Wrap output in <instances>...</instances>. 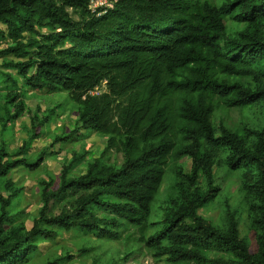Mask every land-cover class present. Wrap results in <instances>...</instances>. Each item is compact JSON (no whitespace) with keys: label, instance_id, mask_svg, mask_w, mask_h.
<instances>
[{"label":"trees","instance_id":"1","mask_svg":"<svg viewBox=\"0 0 264 264\" xmlns=\"http://www.w3.org/2000/svg\"><path fill=\"white\" fill-rule=\"evenodd\" d=\"M111 2L104 12L92 11L89 0H0V264H32L41 244L71 231L83 236L82 255L98 247L92 236L139 241L164 264H264V0ZM32 91L65 92L77 104V126L52 145L92 133L106 143L87 159V151H70L58 174L39 177V207L30 215L19 207L24 187L11 174L34 171L58 151L41 148L31 161L26 142L11 149L4 136ZM255 106L256 120L236 128L215 121L219 111ZM56 116L31 117L32 138ZM220 166L241 170L238 192L252 239L240 235L227 201L223 226L199 214L216 195ZM168 170L177 191L149 222ZM104 253L89 264L137 257ZM68 254L43 264H67Z\"/></svg>","mask_w":264,"mask_h":264},{"label":"rangeland","instance_id":"2","mask_svg":"<svg viewBox=\"0 0 264 264\" xmlns=\"http://www.w3.org/2000/svg\"><path fill=\"white\" fill-rule=\"evenodd\" d=\"M25 103L27 109L25 114L11 123L10 132L4 136L5 142L10 143L9 147L12 149L18 147L23 142H26V146L30 147L26 157L34 161L36 154L42 149L46 148L47 152L51 149L58 151L57 155H48L49 157L43 161V165L38 167L34 171H30L24 167L17 168L12 172L11 177L14 181L18 182V185L24 187L23 194L20 196V205L24 211L30 215L34 214L39 207L37 189L35 188L39 177H43L44 174L50 175V172L58 174L61 170L62 162L65 157H70V151H87L85 159L92 156H97L103 149L106 138L99 134L92 133L89 138L84 142L74 140L61 145V142H56L52 145V139L55 135H67L76 124L77 118V104L68 97L65 92L46 93L45 91H32L25 93ZM4 104L3 92L0 91V110ZM56 112L58 116L51 120L47 124L45 123L39 131L41 134L37 138H32V129L30 118L34 122H40L49 113ZM4 114V110L2 111ZM5 115V114H4ZM36 116V117H35ZM259 116V108L253 107L249 110L232 109L231 111H219L216 114L215 121L221 122L231 128H236L240 125L241 121L249 122L256 120ZM255 118V119H254ZM14 133V135H13ZM63 149L58 150L59 146ZM49 147V148H48ZM42 148V149H41ZM82 153V152H79ZM57 156V157H56ZM183 166L184 171H188L190 168V160L183 158L179 161ZM83 164L79 165V168L83 169ZM215 170V167H214ZM79 171V169H77ZM241 170L233 171L226 166H220L214 172V181L218 186V190L213 201L209 202L206 206L199 209V214L206 217L213 223L223 226L224 225V202L230 205V208L236 209V217L239 221L240 235H246L252 239L253 233L247 231V217L246 209L242 207L240 203L241 195L238 192L239 187V175ZM175 175L168 170L164 176L163 183L161 185L159 193L156 195L154 201L151 204L150 214L148 217L149 222L157 221L163 213L164 206H166L164 200L170 195L174 194L177 189L174 187ZM26 226L29 228L32 224L30 219H26ZM158 226L154 225L147 231V235L154 233L158 230ZM64 232L53 243H43L40 245V255L36 256L32 260V264H43L49 259H53L65 252L71 255L73 258L71 262L67 264H89L92 262L94 255L105 252L103 257L107 258L110 255L114 258L123 257L126 252L132 251L136 254V258L130 257L127 262L122 264H164L162 261H155L151 253L146 249H142V244L139 241L133 239L128 240L122 238L119 241H105L94 238L91 236L90 244L98 246L96 250L88 255H82L78 251V247L81 244L80 239L82 235L76 238L74 232ZM250 249L253 251L256 247L254 241L251 242Z\"/></svg>","mask_w":264,"mask_h":264},{"label":"built area","instance_id":"3","mask_svg":"<svg viewBox=\"0 0 264 264\" xmlns=\"http://www.w3.org/2000/svg\"><path fill=\"white\" fill-rule=\"evenodd\" d=\"M112 0H89V8L94 11L97 7H104L102 11L105 12L106 8L112 7Z\"/></svg>","mask_w":264,"mask_h":264},{"label":"clouds","instance_id":"4","mask_svg":"<svg viewBox=\"0 0 264 264\" xmlns=\"http://www.w3.org/2000/svg\"><path fill=\"white\" fill-rule=\"evenodd\" d=\"M216 168V167H215ZM239 223V222H238Z\"/></svg>","mask_w":264,"mask_h":264}]
</instances>
